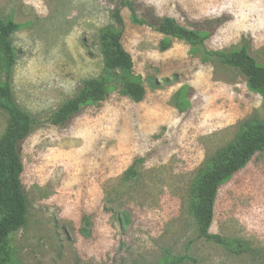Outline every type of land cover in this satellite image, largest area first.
Masks as SVG:
<instances>
[{"label": "rangeland", "instance_id": "rangeland-1", "mask_svg": "<svg viewBox=\"0 0 264 264\" xmlns=\"http://www.w3.org/2000/svg\"><path fill=\"white\" fill-rule=\"evenodd\" d=\"M134 1L186 27L227 21L204 46L193 47L135 25L124 8L122 43L146 88L145 99L135 102L113 87L104 102L59 128L51 123L52 113L84 81L104 75L100 36L115 25V5L0 0V19L18 26L12 36L13 91L36 120L22 145L27 224L9 238L17 259L166 264L185 255L197 264H264V154L221 187L211 227L214 234L246 242L247 252L198 239L188 212L199 171L244 122L264 119V98L248 89L238 71L210 56L246 48L264 66V0ZM8 122L0 108V139ZM136 160H143L138 177L123 184Z\"/></svg>", "mask_w": 264, "mask_h": 264}, {"label": "trees", "instance_id": "trees-1", "mask_svg": "<svg viewBox=\"0 0 264 264\" xmlns=\"http://www.w3.org/2000/svg\"><path fill=\"white\" fill-rule=\"evenodd\" d=\"M109 1L115 5L111 11L115 25L105 28L100 36L104 75L84 81L79 91L52 113L51 123L56 127H68L85 108L104 102L113 87L119 88L121 95L135 102L145 99L146 88L134 76L132 55L122 43L125 32L122 16L124 8L130 11L131 21L135 25L148 26L166 38L185 41L193 47L204 46L227 21L218 18L186 27L171 17H155L151 10L141 8L134 0ZM17 30L16 24L0 19V108L9 115L7 131L0 139V264H20L9 238L27 224L28 207L22 182V145L36 125L35 117L18 103L12 87L13 70L17 61L12 36ZM210 56L238 71L246 78L248 89L264 98V66L257 63L248 49L231 53L213 52ZM150 82L154 85L152 79ZM257 154H264V119L244 122L235 139L217 150L199 171L188 197V212L198 239L212 242L236 254L248 251L246 242L214 234L211 227L221 187L244 169ZM142 162L143 160L135 161L126 172L123 184L133 182L138 177L137 167ZM120 222L123 223L124 218H120ZM185 263L197 264L198 261L184 255L171 256L166 262Z\"/></svg>", "mask_w": 264, "mask_h": 264}]
</instances>
